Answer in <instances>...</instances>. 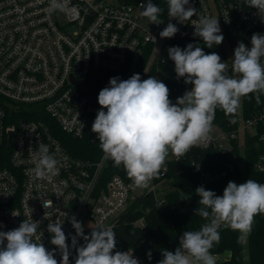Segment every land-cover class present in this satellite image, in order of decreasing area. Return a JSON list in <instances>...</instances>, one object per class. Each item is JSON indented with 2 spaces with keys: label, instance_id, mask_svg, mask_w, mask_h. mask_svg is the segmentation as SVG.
Listing matches in <instances>:
<instances>
[{
  "label": "built area",
  "instance_id": "obj_1",
  "mask_svg": "<svg viewBox=\"0 0 264 264\" xmlns=\"http://www.w3.org/2000/svg\"><path fill=\"white\" fill-rule=\"evenodd\" d=\"M190 4L197 9L190 20L180 23L166 15L160 17L164 23L156 25L141 15L142 1L70 0L68 12L49 13L48 0H0V146L9 151L6 163L0 158V231L18 228L32 217L40 222L37 235L52 250L47 225L56 220L63 223L71 246L70 237L75 235L71 216L82 223L84 232L102 225L116 233L128 206L139 196L153 193L159 207L169 206L165 198L169 162L186 154L178 157L170 151L160 173L163 179H153L148 188H134L119 174L100 188L109 158L103 152L97 160L74 156L45 117L77 139L89 136L99 141L91 127L101 106L89 87L103 75L122 80L136 73L141 79L156 76L169 88L172 101L174 95L181 97L191 85L180 78L179 86H169L170 71L165 67L169 39L159 36L169 22L179 29L174 37H194L193 21L200 16L218 18L224 40L215 52L228 65V75L235 76L234 49L240 42L250 48L252 35L264 34V15L248 0H190ZM243 100L225 125L213 122L210 141L195 146L214 147L237 158V148L244 156L248 137L264 141V103L247 115ZM26 108L37 118H26ZM40 143L48 145L59 162V174L50 179L40 180L32 172ZM238 163L244 167L243 160ZM194 164L202 179L211 178L202 163ZM256 167L264 170V156ZM145 223L142 217L135 225ZM213 255L218 264L220 256Z\"/></svg>",
  "mask_w": 264,
  "mask_h": 264
},
{
  "label": "clouds",
  "instance_id": "obj_2",
  "mask_svg": "<svg viewBox=\"0 0 264 264\" xmlns=\"http://www.w3.org/2000/svg\"><path fill=\"white\" fill-rule=\"evenodd\" d=\"M69 3L70 0H48L47 11L68 12ZM166 3L168 17L180 23L197 14L190 0H166ZM248 4L259 15H264V0H248ZM141 7V15L151 24L164 23L160 17L165 10L152 0ZM192 25L193 36L199 37L207 48L223 42L218 18L200 16ZM178 31V27L169 22L159 36L171 39ZM152 40L156 42L154 36ZM250 43V48L240 42L234 49L232 71L235 76L228 75V65L216 52L206 54L198 43H188L183 49L169 47L167 54L174 62L177 79L183 78L185 84L191 85L175 103L169 98L167 85L156 76L141 79L136 73L123 80L112 77L108 86L100 90L98 104L101 107L91 131L98 138L105 157L111 159L114 166H123L134 188H148L150 182L159 177L170 151L179 157L193 146L210 141L209 133L218 108L225 115L234 116L242 99L252 98L250 94H254L257 104L261 103L264 34L254 33ZM34 164L35 178L44 180L59 174V162L44 143L39 144ZM195 193L200 198V207L194 213L207 223L199 230L184 231L175 251L163 249V258L157 264H216L211 249L220 240L221 226L229 224L233 229L248 233L254 217L264 214V183L250 178L244 183L229 181L222 195L204 186L197 187ZM69 220L75 230V235L70 237L71 246L67 243L69 236L62 229L63 223L56 220L47 225L50 243L55 246L52 250L46 248L37 235L40 222L32 217L23 220L18 228L0 231V264H71L73 249L76 252L74 264H140L133 253L116 250V234L111 227L101 225L85 235L82 223L75 216ZM81 239L83 244H79ZM57 251L59 261L55 258ZM146 255L151 261L152 252L149 250Z\"/></svg>",
  "mask_w": 264,
  "mask_h": 264
},
{
  "label": "trees",
  "instance_id": "obj_3",
  "mask_svg": "<svg viewBox=\"0 0 264 264\" xmlns=\"http://www.w3.org/2000/svg\"><path fill=\"white\" fill-rule=\"evenodd\" d=\"M123 1L130 3L142 1L145 5L149 2V0ZM152 2L165 10L161 16L165 17L167 15L166 0H152ZM188 43H198L206 54L215 52L216 46L209 49L200 38L173 37L169 39L165 64V67L170 71L169 86H179L180 79L176 77L174 62L168 58L167 49L172 46H179L183 49ZM110 78V75L99 77L89 87V91L98 97L100 90L108 86ZM250 95L252 98H243L244 111L247 115L259 110L264 103V95H261V103L259 104L256 103L254 94ZM177 97V95L173 96V103ZM28 111L26 108V112ZM29 112L25 113L26 118H37V116L30 115ZM229 117L218 108L213 122L225 125ZM45 120L53 133L74 156L91 160L99 159L103 152L99 146V141H93L89 136L77 139L65 132L53 118L47 116ZM8 156L9 151L6 146H0V158L4 157L5 163ZM236 156L237 158L227 151L214 147L201 149L193 146L181 159L170 161L165 176L169 189L165 198L169 206L167 208L159 207L155 202L153 193L139 196L137 200L132 201L116 228V250L132 251L138 256L140 264H157L163 258L161 254L163 249L175 251L179 246V237L184 231L199 230L207 223L206 220L194 213L200 207L198 204L200 198L195 193L197 187L204 186L206 190H212L217 195H222L229 181L244 183L250 178L259 183H264V170L260 171L256 167L260 157L264 156V141H260L258 136L248 137L244 156L239 148L236 149ZM242 160L244 162V176L238 163ZM194 162L202 163L204 170L209 172L211 178L202 179L200 174L195 171ZM0 165H2L1 160ZM116 174L121 175L127 181H132L122 165L116 167L114 162L109 159L99 187H106L112 176ZM155 179L158 181L163 178L159 175ZM142 217H145V226L135 225V222ZM219 232L220 240L211 249L212 254L220 256L218 264H264V214H258L254 217L251 231L248 233L233 229L229 224H223ZM90 233L85 232V235ZM79 244H83L82 239L79 240ZM149 250L152 252L151 261L146 255ZM75 255L76 252L73 249L70 257L71 264H74V261L71 260L74 259ZM226 255L227 257H225ZM55 258L58 261L61 258L58 251Z\"/></svg>",
  "mask_w": 264,
  "mask_h": 264
},
{
  "label": "rangeland",
  "instance_id": "obj_4",
  "mask_svg": "<svg viewBox=\"0 0 264 264\" xmlns=\"http://www.w3.org/2000/svg\"><path fill=\"white\" fill-rule=\"evenodd\" d=\"M241 169H242V171H243V170H244V167H241ZM243 176H244V171H243ZM244 180H245V179H244ZM151 183H152V182H150V185H151ZM150 185H149V186H150ZM162 188L165 189V188H166V184H164ZM140 189L142 190V189H144V188H140ZM225 257H227V255H226Z\"/></svg>",
  "mask_w": 264,
  "mask_h": 264
},
{
  "label": "water",
  "instance_id": "obj_5",
  "mask_svg": "<svg viewBox=\"0 0 264 264\" xmlns=\"http://www.w3.org/2000/svg\"><path fill=\"white\" fill-rule=\"evenodd\" d=\"M13 140V132L10 133L9 145L12 143Z\"/></svg>",
  "mask_w": 264,
  "mask_h": 264
}]
</instances>
